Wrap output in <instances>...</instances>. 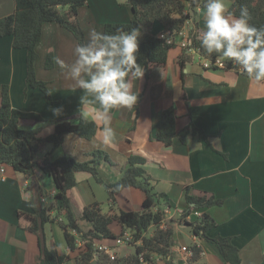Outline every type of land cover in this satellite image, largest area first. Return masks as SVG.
<instances>
[{
	"label": "crops",
	"instance_id": "obj_1",
	"mask_svg": "<svg viewBox=\"0 0 264 264\" xmlns=\"http://www.w3.org/2000/svg\"><path fill=\"white\" fill-rule=\"evenodd\" d=\"M233 1L226 3L230 7ZM14 8V0H0V17L11 14ZM187 12L190 17L174 36L175 46L169 50L166 63L148 68L142 79L135 82L139 91L136 105L111 111V124L117 134L115 143L101 142V126L95 122L98 129L92 139L67 134L59 147L50 152L51 144L46 143L35 158L41 162L50 152L51 158L69 154L78 160H88L95 150L108 153L110 162L102 161L99 166L103 183H98L88 172H77V184L67 192L79 219L85 205L93 201L102 204L101 196L106 197L108 205L107 211L101 205L103 213L141 209V206L134 208L142 205L144 199L138 188H124L116 195L113 207L107 193V184L116 182L127 168V156H141L150 184L157 193H162L153 211L158 207L163 211L176 207L190 214L180 219L176 213L165 227L161 225L172 227L175 232L172 256L168 257L172 264H227L211 241L192 233L189 223L199 220L203 213L215 221V226L207 230V237H231L243 264H264V80L256 81L234 69L205 68L197 53L181 67L180 41L198 35L204 27L203 8L188 7ZM131 14L127 0H88L79 7L76 18L88 41L91 28L102 32L105 23H127ZM152 31L157 35L162 32V26L155 24ZM12 41V36L0 37V98L2 85H7L13 108L38 113L44 119L43 122L21 119L19 126L38 127V136L46 137L53 132L56 122L75 121L80 107L87 109L81 102L85 96L83 90L76 89L56 63L57 58L72 63L78 43L58 24L43 25L34 69L36 77L48 83L54 100L48 103L39 89L27 87L26 50L14 48ZM48 55L52 57L49 68L46 67ZM171 105L177 115L176 130L189 127V132L185 143L175 138L166 147L154 135L163 109ZM54 109H60V113L55 114ZM1 167L4 171H0V264H36L39 260L36 235L25 229L27 221L17 211H29L28 198L31 187L36 185L42 188V204L50 206L55 193L52 178L39 168L31 179L8 164H0ZM187 186L190 194L213 195L222 199V203L195 208L185 199ZM55 224L59 226L57 221L45 226L47 245L67 256L63 264H75L78 250L68 248L61 227L57 229ZM186 227L189 243L182 237L185 233L181 228ZM89 228L87 225L83 230ZM111 229L117 234L121 231L116 223L111 224ZM153 231L154 227H149L146 235L151 236ZM192 244L201 248L196 260H191V253L181 249L187 247L190 251ZM155 263L166 264L161 257H156Z\"/></svg>",
	"mask_w": 264,
	"mask_h": 264
},
{
	"label": "trees",
	"instance_id": "obj_2",
	"mask_svg": "<svg viewBox=\"0 0 264 264\" xmlns=\"http://www.w3.org/2000/svg\"><path fill=\"white\" fill-rule=\"evenodd\" d=\"M88 0H14L15 8L11 14L0 17V37L12 36V46L26 50V83L27 87L37 88L44 95L48 103H53L51 91L46 81L40 80L35 75L34 62L38 57L36 47L41 40L43 25L53 22L68 30L78 44L85 43L84 33L77 21V11ZM131 6L132 14L127 23H105L104 33H114L117 29L125 31L131 28L139 29V49L137 63L145 71L152 66H161L166 63L168 52L175 43H167L160 33H153L155 24L162 26V32H180L185 22L190 17L187 8H203V0H127ZM241 6L247 7L252 19L250 24L256 27L264 26V0H234L229 10L239 15ZM191 37L192 45L201 56L214 61L221 58L219 55L211 56L199 47L197 35ZM189 47L183 48L179 57V64L183 67L192 56L187 53ZM223 59V69H234L248 76L234 61ZM52 66V57H46V67ZM215 69H222L217 68ZM249 77V76H248ZM176 112L171 105L163 109L160 123L155 132V139L169 147L175 138L185 143L189 127L176 130ZM21 119H31L43 122L41 115L30 111H21L11 106L7 85L1 87L0 98V164H8L15 171L21 172L34 179L33 174L39 168L45 175L52 178L55 187L53 203L45 206L41 202L42 188L31 187L28 198L30 209L28 212L17 211L19 217L27 221L25 229L36 235L39 249V260L36 264H63L67 259L65 254L58 253L54 246L47 245L45 226L47 223L57 221L61 227L65 242L70 250H75V238L68 231L74 229L83 236H90L93 240H108L121 235L125 229H130L136 238H141L142 243L134 247V252L125 256L110 259L106 254L98 253L94 260V246L90 242L84 251L75 257V264H156L155 258L165 259L166 264H172L168 259L172 256L171 247L174 245L175 232L172 227L162 228L161 220L164 211L158 207V198L162 193H157L150 184V176L144 169V158L138 155L127 156V168L122 176L114 183L107 184L108 201L111 207L116 203V195L126 187H135L144 194L141 209L138 211L119 210L118 213H103L101 203L93 201L84 206L82 215L78 219L72 209L71 200L67 195L68 190L77 184L76 173L88 172L98 182L103 183L99 166L102 161L110 162L109 155L104 150H95L88 160H78L72 155L62 154L56 158L49 157L52 150L59 147L67 134L90 140L95 136L98 125L95 121L83 119L79 115L75 121L63 120L55 123L53 132L46 136H38L39 128H23L19 126ZM46 143L51 144V150L41 162L35 156ZM185 199L195 208L220 205L222 199L213 195H193L189 187L185 188ZM113 210V208H112ZM189 212V211H185ZM63 215V217H61ZM79 220L88 222L90 228L83 230ZM116 223L121 227L119 234L111 229V224ZM191 224L194 235L207 238L218 249V252L227 264H243L238 248L232 243L231 237L217 235L213 238L206 236L207 230L215 226V221L209 214L203 213L199 220ZM150 226H154L151 236L143 235ZM191 260H196L201 248L195 244L189 246ZM142 258V260H141Z\"/></svg>",
	"mask_w": 264,
	"mask_h": 264
},
{
	"label": "clouds",
	"instance_id": "obj_3",
	"mask_svg": "<svg viewBox=\"0 0 264 264\" xmlns=\"http://www.w3.org/2000/svg\"><path fill=\"white\" fill-rule=\"evenodd\" d=\"M202 14L204 27L196 39L203 52L234 61L250 78L264 80V26L249 23L252 17L248 8L241 6L237 16L229 10L226 0H203ZM140 35L137 28L117 29L111 34L93 29L87 43L75 46L72 63L56 59L75 88L85 93L81 102L87 109L80 107V115L99 122L101 142L105 145L116 142L111 111L131 109L137 103L139 91L135 82L142 79L145 71L137 63ZM54 113L58 115L60 109H54Z\"/></svg>",
	"mask_w": 264,
	"mask_h": 264
},
{
	"label": "built area",
	"instance_id": "obj_4",
	"mask_svg": "<svg viewBox=\"0 0 264 264\" xmlns=\"http://www.w3.org/2000/svg\"><path fill=\"white\" fill-rule=\"evenodd\" d=\"M176 32L173 33H166V32H161L160 36L161 37H165L166 42L167 43H175V39L174 36L176 37ZM192 45V40L191 37H188L186 40H181L180 41V46L182 48L185 47H189V49H187V53L193 57L194 53H197L198 58L200 60H202L203 62V66L205 68H223L224 67V63H223V59L222 58H217L214 61H212L211 59H208L204 56H201L198 52V49H196L195 47L191 46ZM1 172L4 171L3 167H1L0 169ZM3 179H5L4 177H2ZM177 213L178 217H182L185 219V216H190V214H186L183 211H181L180 209H177L176 207L174 209H170L168 208L167 211H165V215L161 220V225L163 227H165L167 223H169L170 221H172L173 216H175ZM69 232L71 235L74 236L75 238V246L76 249L81 252L84 251L86 249V245L91 241L90 236H83L82 233H78L76 230L74 229H69ZM143 235H146V232L143 233ZM93 246H94V252L93 255L94 257H96V255L98 253H103L106 254L110 259H115L116 257H118L117 252L120 248H124V247H128V246H139L142 243L141 238H136L134 233L130 230V229H125L123 231V233L121 235H117L114 238L108 239V240H104V241H99V240H93ZM183 251H188L189 253H191V251H189V249L187 247H182L181 248ZM95 259V258H94ZM142 260V258H141ZM143 264H148V262L143 261Z\"/></svg>",
	"mask_w": 264,
	"mask_h": 264
},
{
	"label": "rangeland",
	"instance_id": "obj_5",
	"mask_svg": "<svg viewBox=\"0 0 264 264\" xmlns=\"http://www.w3.org/2000/svg\"><path fill=\"white\" fill-rule=\"evenodd\" d=\"M78 24H79V26L81 27V29H82V31H83V28H82V26L80 25V23H78ZM85 26H86V25H85ZM86 28H90V27H86ZM91 29H94V27L91 28ZM86 30H87V29H86ZM83 33H84V38H85V32L83 31ZM85 43H87V40H85ZM45 190L47 191V187H45ZM100 201L102 202V208H103V210H104V211H107V210H108V205H107L106 197L101 196ZM140 206H141L140 204H139V205H135L134 208H140ZM53 225H54V224H53ZM55 225H56V227H58L57 229H59V226H58L57 224H55ZM79 225H80V227H81L82 229H85V228H87V225H89V224H88V222H85V221L79 220ZM152 229H153V228H152ZM152 229L149 231V234H150V232H152ZM181 230L185 233L184 235H182V237L185 239V241H186L187 243H189L188 237L186 236V233L189 232V229H187V227H186V228H181ZM118 234H119V233H118ZM126 252H127V255L133 253V252H134V247H133V246H128V247H126V248L124 247V248H122L120 251L118 250L117 255H118V257H119V256H124Z\"/></svg>",
	"mask_w": 264,
	"mask_h": 264
},
{
	"label": "water",
	"instance_id": "obj_6",
	"mask_svg": "<svg viewBox=\"0 0 264 264\" xmlns=\"http://www.w3.org/2000/svg\"><path fill=\"white\" fill-rule=\"evenodd\" d=\"M93 263H95V260H93Z\"/></svg>",
	"mask_w": 264,
	"mask_h": 264
}]
</instances>
